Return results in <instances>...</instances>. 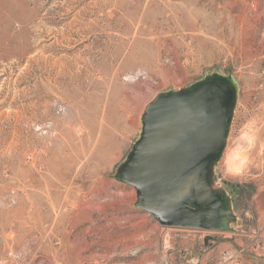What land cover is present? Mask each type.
<instances>
[{
	"label": "rangeland",
	"instance_id": "374dc122",
	"mask_svg": "<svg viewBox=\"0 0 264 264\" xmlns=\"http://www.w3.org/2000/svg\"><path fill=\"white\" fill-rule=\"evenodd\" d=\"M214 74L233 219L165 226L116 175L149 103ZM0 264H264V0H0Z\"/></svg>",
	"mask_w": 264,
	"mask_h": 264
},
{
	"label": "water",
	"instance_id": "95a60500",
	"mask_svg": "<svg viewBox=\"0 0 264 264\" xmlns=\"http://www.w3.org/2000/svg\"><path fill=\"white\" fill-rule=\"evenodd\" d=\"M236 102L235 83L214 74L155 98L116 177L136 191L135 206L162 225L222 230L233 216L211 187Z\"/></svg>",
	"mask_w": 264,
	"mask_h": 264
},
{
	"label": "flooded vegetation",
	"instance_id": "af4514ba",
	"mask_svg": "<svg viewBox=\"0 0 264 264\" xmlns=\"http://www.w3.org/2000/svg\"><path fill=\"white\" fill-rule=\"evenodd\" d=\"M217 161H218V160H217ZM217 161H216V162H217ZM216 162H215V163H216Z\"/></svg>",
	"mask_w": 264,
	"mask_h": 264
}]
</instances>
